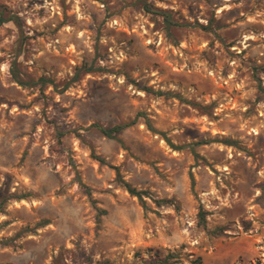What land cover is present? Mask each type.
Here are the masks:
<instances>
[{
  "label": "rangeland",
  "instance_id": "1",
  "mask_svg": "<svg viewBox=\"0 0 264 264\" xmlns=\"http://www.w3.org/2000/svg\"><path fill=\"white\" fill-rule=\"evenodd\" d=\"M168 253L264 264V0H0V264Z\"/></svg>",
  "mask_w": 264,
  "mask_h": 264
},
{
  "label": "trees",
  "instance_id": "2",
  "mask_svg": "<svg viewBox=\"0 0 264 264\" xmlns=\"http://www.w3.org/2000/svg\"><path fill=\"white\" fill-rule=\"evenodd\" d=\"M144 6L146 7V9H149V4L147 5L146 2L143 3ZM162 15H164V18L167 19V16L165 13H162ZM91 71V68H88V70H86V72ZM14 81L18 82V84H23L18 78H14ZM156 94H165L166 92H163L161 90H157L155 91ZM94 125L102 135L108 137V138H116L117 134H119L124 128H126L129 123H121V124H115L112 126H103L97 123L92 124ZM146 125L148 127H151L149 122L146 120ZM98 161L105 163V160L103 158L97 157ZM117 176L120 179V182L124 185V187L126 188V190L128 191V193L132 196H136L138 198V200L141 202V205L143 207H145V202L143 200V195L146 193L145 191H140L137 190L135 187L131 186L129 183H127L126 181H124L118 174L117 172ZM153 202L156 205H162V204H173L174 203V199L173 198H152ZM205 216H206V212L200 207L197 213V222L199 225L201 226H205ZM223 232V228L219 227L215 230H212L211 233H213L214 235H219ZM175 257L174 253H168L166 256L162 257V258H157L156 260H154V263H160V264H171L170 259ZM202 263V259L200 256H197L191 264H201Z\"/></svg>",
  "mask_w": 264,
  "mask_h": 264
}]
</instances>
